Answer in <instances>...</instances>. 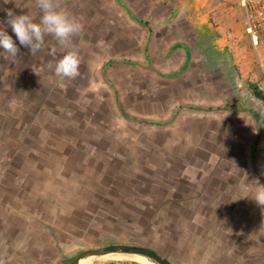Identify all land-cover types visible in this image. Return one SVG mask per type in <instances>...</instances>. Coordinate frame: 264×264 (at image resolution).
I'll return each mask as SVG.
<instances>
[{
	"label": "crops",
	"instance_id": "0c3cea01",
	"mask_svg": "<svg viewBox=\"0 0 264 264\" xmlns=\"http://www.w3.org/2000/svg\"><path fill=\"white\" fill-rule=\"evenodd\" d=\"M73 5L75 17L83 25L82 33L74 39L89 42L90 45L85 46L90 50L100 49L102 53L97 55L106 57L96 68L80 65V74H91L88 76L90 86L104 89L106 98L103 100H112L124 119L125 83H138L140 88L144 87L141 83L149 80L154 83L153 88L170 86L172 92L177 91L176 99H169L175 100V104L179 100H209L191 96V90L202 93L211 87V82L221 89L236 87L237 84L241 86L242 83L246 89L249 82L257 83L259 88L264 85V55L251 54L249 59L231 60L229 65L225 62L232 56L230 43L233 35H227L221 23L234 24L240 29V25L237 26L239 11L227 14L233 9L224 8L227 2L214 5L198 0H73ZM216 14L218 21L214 17ZM240 31L242 34L238 40L246 41L245 30ZM125 54H135L137 59L125 60ZM125 71L128 77L135 73L137 80L132 83L125 80ZM50 88H59L60 91L57 86ZM54 95L57 100L69 98L62 92L56 94L53 91L51 96ZM93 99L101 100L97 96ZM247 99L257 101L251 95ZM247 99L242 93L232 95L226 100H234V103L216 108H198L183 102L177 106L176 116L155 125L161 128L183 121L188 112L203 115L221 113L224 117L217 128L218 136L225 137L224 149L214 152L202 147L205 154L202 163L170 168L171 172L174 168L178 171L176 178L184 180L181 184L189 185L184 191L177 188L180 192L169 189L163 197L169 202V215L183 218L182 225H174L173 221L169 225L170 242L166 250L173 264H264V207L258 206L250 197H244L255 189L256 181L264 185V113L245 105L243 100ZM36 106L38 109L33 112L32 119L40 114V107ZM61 115L59 112L52 114L60 120ZM25 116L22 121L26 120ZM26 125L15 128L14 133L17 130L26 144L17 138V157L9 165L16 171L29 173L26 179L32 186L26 189L23 198L16 194L14 201L20 210L15 212L9 206L8 195L1 196L3 193L0 194V202L3 208L8 209L12 221H29L26 227L14 226L27 240L15 239L11 234L14 233L13 226H8L0 210V235L7 233L10 240L5 243L0 240V250L7 248L4 258L15 254L14 258L6 260L2 258L3 253L0 254V264L3 260L4 264H62L67 255L61 252L69 242L64 237L65 232L77 233L80 229L76 219L88 215L86 212L92 215L93 211L95 217L98 214L112 216L115 200L113 197L112 204L109 203L112 207L110 212H106L105 206L98 208V199H89L93 205L83 204L86 197L83 193L92 184L90 179L95 183L97 180L89 177L90 171L75 170L77 165L84 163L82 156L87 153L73 141L79 131L73 134L75 130L66 137L60 128L51 131L42 127L35 134L30 127L37 124ZM186 131L185 126L175 137L179 139ZM35 138L42 144L36 145ZM89 146L88 152L94 155L90 157L97 162L98 153L103 151L97 145ZM210 155L217 158L215 164L208 161ZM30 172L36 175L31 176ZM33 185L37 187L34 189ZM142 207L147 209L146 204ZM3 225L6 231H3Z\"/></svg>",
	"mask_w": 264,
	"mask_h": 264
},
{
	"label": "rangeland",
	"instance_id": "374dc122",
	"mask_svg": "<svg viewBox=\"0 0 264 264\" xmlns=\"http://www.w3.org/2000/svg\"><path fill=\"white\" fill-rule=\"evenodd\" d=\"M198 1L210 2L214 5L219 4V2H227L224 8H233L227 11V14L231 15V12L239 11L237 26L240 25V29L245 30L244 10L239 7L237 0ZM60 5L75 16L76 10L74 9L73 0H60ZM8 9H11L17 15L29 14L37 22L42 15L40 9L36 6V0H9L8 3H5V0H0V29L12 35L20 49L18 58L4 60L0 57V194L3 193L1 196L8 195L9 206L16 212L18 209L20 210L16 206L17 202L14 201L16 194L23 198L26 189L32 186L31 181L26 179L29 173L27 174L18 169L16 171L9 165V162L14 161L15 156L17 157V138H21L18 136L17 130L14 133L15 128H24L27 126L26 124L30 127L33 123L37 125L30 128L35 134L42 127H46L51 131L60 128L66 137L75 130L73 134H77L79 131L73 137V141L75 145L82 147L83 151L87 153L82 156L84 163L77 165L75 170L90 171L89 177L91 176L97 180V183H95L90 179L92 184L90 189L83 193L86 196L83 199V204L90 206L93 203L89 202V199H98L96 201L99 205L98 208L105 206L107 208L106 212H110L109 209L112 207L109 203L113 201V197L115 201L112 216L98 214L95 217L93 216L94 212L91 211L92 215L86 212L88 215L77 218V226L80 230L74 234L68 231L65 232L64 237L66 241H69V245L66 243L61 253L71 257L89 248L124 243L149 246L168 258L166 246H169L170 242L169 225L171 221L174 225L176 223L182 225L183 218H173L169 215L167 212L169 202L164 201L163 197L169 192V189L180 192L177 188L184 191L189 187L188 184H181V182L184 183V180L176 178L178 171L175 168L177 165L183 167L186 163H202L205 159L202 147L207 151L214 150V152H219L225 148V137H220L217 134L218 125L223 123L224 117L221 113L203 115L202 113L192 114V112H188V116L183 121L178 120L173 122L172 125L160 128L149 123L166 122L167 118L176 114V111H178L177 106H181V103L184 102V100H179L178 104H175V100L173 102L169 100L170 98L176 99L177 94L176 90L171 91L170 86L163 89L153 88L154 83L146 80L145 83H141L144 87L139 88L137 87L138 83H132L133 80H137L136 74L131 73L128 77V73L125 71V80H129L132 85L125 83L123 107H125L127 115L139 120L134 122L122 118L120 111L116 109V105L112 100H103L106 98L104 89H100L99 86H90L88 76L91 74L89 73L80 74L76 81L75 79L57 78L53 72L48 70L39 77L32 71V67L46 65L49 62L54 63L61 58L63 53L57 52L56 56L49 54L53 47H58L51 36L45 37L44 49L35 55H32L29 49L20 46L15 34L6 23V10ZM214 17L218 21V14ZM221 24L227 35H233L231 37L233 40L230 43L232 56L226 58L227 65L231 63V60H247L251 54L264 55L263 40H259L258 45L255 46L251 38L245 33L244 37L247 40H238L242 33L236 25L225 24L224 21ZM73 44L81 57L80 65H92L96 68L106 59V57L97 55V53H102L100 49L90 50L87 47L90 45L89 42H80L74 39ZM82 44L87 46L82 47ZM133 58L137 59V56L135 54L127 56L125 54V60ZM126 69L127 66L125 65ZM244 85L242 83L241 86L237 84L236 87L232 85L226 89H221L215 86V82H211V87L202 93L196 89L191 90V96L204 97L209 100H187L184 105L189 104L198 108H216L225 104L229 105L235 102L234 100H226L232 95L242 93V96L246 99L250 96L248 87L245 89ZM52 86L60 87V91L59 88H50ZM261 86V90L264 91V85ZM53 91L56 94L62 92L63 96L67 95L69 97L68 100H57L56 95L51 96ZM95 96L101 98V100H94L93 97ZM76 97L80 100H73ZM165 98L167 99L163 100ZM257 101L247 99L243 100V103L264 113V104ZM36 104L40 107V114L32 119L33 112L38 109ZM54 112L62 114L61 120L52 116ZM25 114L26 120L22 121ZM185 126L188 132L186 131L179 139L175 137L177 134H181L180 131L185 129ZM207 129H215L216 131L209 132ZM33 140L36 145L42 144L37 138ZM21 141L24 145L26 144L23 138H21ZM28 143L30 142L28 141ZM89 145H97L103 151L98 153L99 160L97 162L92 159L93 157H90L94 155L88 152ZM22 151L23 149H21ZM45 155L49 154L45 153ZM208 161L215 164L217 158L211 156ZM171 166H175L174 172H171ZM30 175L35 176L36 173L30 172ZM33 187L35 189L37 185H33ZM64 194L66 195V193ZM1 204L2 202H0V210H2L3 219L10 228H12L11 226L14 228L16 224L22 227L29 224L26 219H22V223L18 220L12 221L8 209L3 208ZM143 204H146L147 209L142 207ZM6 229L4 226L3 231H6ZM13 231L14 233L11 234L15 239L20 237L22 242L27 240L25 237H21V231L18 232L19 229L14 228ZM70 235L75 239L73 240ZM43 237L44 239L47 238V236ZM8 238L9 234L7 233L0 235V240L4 243L9 240ZM6 249L3 247L0 250V254L3 253L2 258L5 256ZM118 254L123 253L108 254L110 257L107 258L101 256V258L90 257L85 260L91 264L136 262L127 256L118 257ZM8 257L14 258L15 254L4 259L6 260ZM5 260L2 262L3 264Z\"/></svg>",
	"mask_w": 264,
	"mask_h": 264
},
{
	"label": "clouds",
	"instance_id": "9594fccd",
	"mask_svg": "<svg viewBox=\"0 0 264 264\" xmlns=\"http://www.w3.org/2000/svg\"><path fill=\"white\" fill-rule=\"evenodd\" d=\"M9 0H5L8 3ZM36 6L42 15L35 21L29 14H15L11 9L6 10V23L15 34L20 46L30 50L32 55L42 51L45 47V37L51 36L58 47H53L50 55L63 53L54 63L33 66L32 71L41 76L46 70L54 73L55 77L63 79H76L80 76L81 57L74 47V38L83 31L82 23L60 5V0H36ZM0 57L4 60L18 58L20 49L13 36L0 29ZM256 187L249 195L258 206L264 207V185L258 181Z\"/></svg>",
	"mask_w": 264,
	"mask_h": 264
},
{
	"label": "water",
	"instance_id": "95a60500",
	"mask_svg": "<svg viewBox=\"0 0 264 264\" xmlns=\"http://www.w3.org/2000/svg\"><path fill=\"white\" fill-rule=\"evenodd\" d=\"M123 253L146 257L156 264H173L171 260L163 256L159 251L146 245L114 243L108 246L89 248L78 254L71 264H79L81 260L89 257H100L108 254Z\"/></svg>",
	"mask_w": 264,
	"mask_h": 264
},
{
	"label": "built area",
	"instance_id": "2783aa9c",
	"mask_svg": "<svg viewBox=\"0 0 264 264\" xmlns=\"http://www.w3.org/2000/svg\"><path fill=\"white\" fill-rule=\"evenodd\" d=\"M237 2L244 10L245 34L257 46L259 40L264 42V0H237Z\"/></svg>",
	"mask_w": 264,
	"mask_h": 264
},
{
	"label": "trees",
	"instance_id": "16d2710c",
	"mask_svg": "<svg viewBox=\"0 0 264 264\" xmlns=\"http://www.w3.org/2000/svg\"><path fill=\"white\" fill-rule=\"evenodd\" d=\"M248 92L249 94L254 97L255 99H257L258 101L262 102L264 104V91L261 90L259 88V86L256 83H252L249 82L248 84ZM210 111H219V109L215 110V109H210ZM123 116L125 117V119L129 120V121H138L134 118H131L129 115H127L125 112H123ZM152 125H159L157 123H149ZM77 255L75 256H66L62 259V264H71L72 261L75 259ZM154 262V261H153Z\"/></svg>",
	"mask_w": 264,
	"mask_h": 264
},
{
	"label": "bare ground",
	"instance_id": "6f19581e",
	"mask_svg": "<svg viewBox=\"0 0 264 264\" xmlns=\"http://www.w3.org/2000/svg\"><path fill=\"white\" fill-rule=\"evenodd\" d=\"M116 255V254H115ZM110 257V255H104V256H101V257H103V258H107V257ZM124 256H127L128 258H130V259H134L135 261H139V262H144V263H146V264H155V263H153V262H151V261H149L147 258H145V257H143V256H140V255H132V254H118V257H124ZM100 257V258H101ZM114 257H116V256H114ZM90 258V257H89ZM86 259H88V258H86ZM124 259V258H123ZM79 264H91V263H89L88 261H86L85 259H83V260H81L80 261V263Z\"/></svg>",
	"mask_w": 264,
	"mask_h": 264
}]
</instances>
